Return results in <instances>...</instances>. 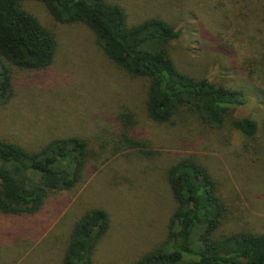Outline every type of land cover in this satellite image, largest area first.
Masks as SVG:
<instances>
[{
	"label": "rangeland",
	"instance_id": "obj_1",
	"mask_svg": "<svg viewBox=\"0 0 264 264\" xmlns=\"http://www.w3.org/2000/svg\"><path fill=\"white\" fill-rule=\"evenodd\" d=\"M105 1L124 9L126 26L154 17L178 31L170 43L175 67L240 91L243 104L229 111L228 120H252L255 138L244 141L228 121L213 128L188 115L169 124L149 120L144 79L116 69L82 24L57 23L41 3L24 0L21 8L54 34L57 47L45 70L11 69L0 139L35 151L51 139L74 136L86 139L95 157L81 184L48 194L36 213H0V264H59L72 225L91 208L102 209L109 221L92 264H130L164 240L175 207L165 170L186 157L204 165L217 183L227 208L218 234L264 232V68L243 65L255 57L243 48L246 33L258 36L244 9L254 12V0ZM122 114L131 119L130 136L141 148L119 142Z\"/></svg>",
	"mask_w": 264,
	"mask_h": 264
},
{
	"label": "trees",
	"instance_id": "obj_2",
	"mask_svg": "<svg viewBox=\"0 0 264 264\" xmlns=\"http://www.w3.org/2000/svg\"><path fill=\"white\" fill-rule=\"evenodd\" d=\"M22 1L0 0V105L12 94L11 69L45 70L57 47L54 34L21 8ZM32 1L41 3L57 23L85 26L116 69L146 81L144 109L149 120L169 124L175 116L188 115L213 128L228 121L244 141L254 140L252 120H228L229 111L243 104L240 91L194 78L175 67L170 43L179 33L168 23L153 17L126 26L124 9L105 0ZM253 3L254 12L251 9L248 14V6L244 9L247 20L255 21L258 36L246 33L243 48L255 57L244 59L243 65L264 68V0ZM118 123L121 145L141 148L130 136L128 115H120ZM117 150L112 149L109 156ZM94 157L88 141L74 136L51 139L35 151L0 139V213H36L48 194L81 184ZM164 177L175 204L165 238L130 264H264V232L217 233L226 221L227 208L204 165L193 157L181 158L166 168ZM108 224L102 209L86 210L72 225L59 264H92Z\"/></svg>",
	"mask_w": 264,
	"mask_h": 264
}]
</instances>
